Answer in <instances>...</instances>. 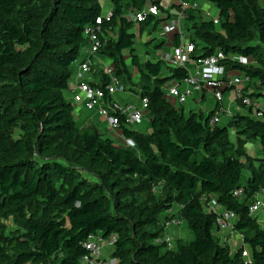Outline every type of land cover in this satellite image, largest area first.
Segmentation results:
<instances>
[{
    "label": "trees",
    "instance_id": "obj_1",
    "mask_svg": "<svg viewBox=\"0 0 264 264\" xmlns=\"http://www.w3.org/2000/svg\"><path fill=\"white\" fill-rule=\"evenodd\" d=\"M206 1L217 8L220 23L194 22L197 15L189 12L194 55L220 48L247 56L250 65L222 62L257 80L259 90L251 95L264 99V6L260 0ZM112 3L106 19L100 0H0V264H83L91 234L117 236L114 264H264V225L249 210L251 198L264 191V117H256L254 107L228 125H211L212 114L187 115L167 99L165 86L189 71L170 68L166 77L162 61H147L140 69L141 96L148 99L151 130L120 117L135 147L78 125L66 93L84 56L86 26L101 28L99 54L110 58L124 87L133 82L123 52L140 66L134 23L125 12L141 10L145 0ZM157 19L149 16L141 30L157 26ZM108 81L105 74L98 85ZM256 140L258 157L248 151ZM240 188L243 194L235 195ZM212 196L238 214L234 227L250 247L249 260L245 248L233 254L220 243L217 213L202 203ZM176 206L193 239L180 238L172 249L163 221ZM10 219L23 233L6 232Z\"/></svg>",
    "mask_w": 264,
    "mask_h": 264
},
{
    "label": "built area",
    "instance_id": "obj_2",
    "mask_svg": "<svg viewBox=\"0 0 264 264\" xmlns=\"http://www.w3.org/2000/svg\"><path fill=\"white\" fill-rule=\"evenodd\" d=\"M176 0H150L148 5L139 11L133 9L125 12V16L135 21L136 23L144 22L149 16L155 15L166 19L165 28L163 34L166 35L169 32H175L179 36V44L173 48L170 55H166L164 58L169 61L174 67H185L187 64L193 61L196 64V68L190 72L184 79V83L188 85L187 90H183L180 86V82L173 81L169 83L165 89L166 96L170 100L177 101L176 104L180 107L183 105L188 96L193 91L202 90L203 87H209L215 92L216 98L221 102L223 100L224 92L227 88L234 90L237 100L242 102L247 108L254 107L257 111L255 116L258 118L264 117V107L260 106L257 99L251 94L258 90L254 87V79L239 70L236 75L227 76L230 72L228 64L222 61L229 58L242 65H250L249 58L242 54H230L226 55L222 49H217L214 53L208 56L198 55L193 58L192 55L196 51V42L188 37L185 24L189 18L190 10H198L201 7L198 0H178V7H174ZM174 11V16L170 17L171 11ZM205 14L210 15V12L204 10ZM112 15L105 16L106 19ZM165 17V18H164ZM215 24L220 23L219 14L213 16L212 19ZM98 23H102V17L97 19ZM100 27H92L90 25L85 28V36L87 41V54L88 57L79 63L76 71V78L78 79V93L74 94L73 102H82L88 109H98V113L105 116L110 123L111 128L115 132L120 127V117H124L127 124L133 125L143 121L145 110L148 109V99L142 98L141 105L134 104H115L112 108L102 106L101 102L105 100L108 94H113L117 91L124 90V86L121 84L119 78L115 74L113 67H107L105 74L108 76V84L105 87L101 85H94L87 78V74L91 73L94 65V58L99 54V49L102 46V39L100 37ZM256 88V89H254ZM230 116L232 119L236 115L235 111L231 109H224L222 106L218 107L215 112L212 113L210 118L211 125H217L223 121L224 116ZM126 145L135 147V142L132 139H126ZM235 195L240 196L243 194V189H237L234 192ZM208 197H204L203 205L208 213H217L216 224L214 232L221 238L227 231H234L235 224L239 220L238 214L229 210L228 208L221 206L216 197L212 196V201L206 203L204 200ZM208 205V206H207ZM250 213L256 217L260 224L264 225V191L256 193L249 203ZM172 218L170 221L164 220L165 227L179 226L183 223L181 217V206L169 213ZM164 235V234H163ZM168 243L169 239L164 238ZM117 241V236L112 235L110 238L105 239L100 235L91 234L85 242L86 248L89 250V255H86L82 259L83 264H114L113 258L106 259L104 256V250L106 245H112L114 247ZM242 255L246 260L250 259V251L244 249ZM112 257V256H111Z\"/></svg>",
    "mask_w": 264,
    "mask_h": 264
},
{
    "label": "crops",
    "instance_id": "obj_3",
    "mask_svg": "<svg viewBox=\"0 0 264 264\" xmlns=\"http://www.w3.org/2000/svg\"><path fill=\"white\" fill-rule=\"evenodd\" d=\"M150 0H145V4L141 10H143L149 3ZM103 8V16H108L113 11V3L112 0H100ZM129 2V1H128ZM201 7L198 10H193V12L196 13L197 18L193 20L194 22H200L201 19L203 20H211L213 16L218 15L217 8L210 2L206 0H198ZM261 4L264 6V0H260ZM132 8H129L128 10H131ZM204 10H207V12H210V15L205 14ZM189 12H192L190 10ZM170 17L174 16V11H171ZM165 18V17H164ZM128 19V18H127ZM130 20V19H129ZM134 23V27L132 31L136 34V54L139 57L140 66H135L132 64L131 60V54L128 50L123 52V57L127 63V66L129 70L132 72V79H130L129 87H124V90L117 91L113 94H108L104 101L101 102L102 106H107L109 108H112L115 104H134V105H141L142 96H141V85L143 84V80H141V73L140 69H146V63L147 61H162L163 62V76H169L170 75V68H174V66L167 61L164 57L166 55H170L173 51V48L179 44V36L175 32H169L166 35L163 34L164 28H165V21L166 19H163L161 17H158L157 26H154V24L148 26L146 29L141 30V23H136L133 20H130ZM191 22H187L185 24L186 29L189 28ZM155 28V29H154ZM110 33V32H109ZM108 33V34H109ZM188 37L190 39H193V36L190 31L187 30ZM111 35V34H109ZM118 33L111 35L112 37L117 38ZM84 56L78 61L81 63L84 61L87 57V43L84 46ZM193 58H196L197 55H192ZM77 65V69H78ZM107 67H114V64L105 55L98 54L96 58H94V65L93 70L91 73L87 74V78L90 82H92L94 85L102 84V79L104 77V73ZM196 68V64L191 61L187 64V70L192 72ZM76 69V71H77ZM240 70V68H231L230 72L227 76L236 75L237 72ZM76 71L73 73V76L70 80V89L67 91L66 96L67 98L72 101L74 105V116L75 119L80 126H95L99 129L100 132H102L105 135L113 137L115 142L118 145H126V139L123 135L122 130L120 127L114 132L113 129L110 126L109 121L105 116H102L98 113L99 106L97 109H88L82 102H73V96L74 94L78 93V79L76 78ZM102 71V73H101ZM177 81L180 82V86L183 90H187L189 87L187 84H185L183 80H178L176 78L171 79L166 86L173 82ZM254 87L259 88V82L256 80L253 84ZM165 86V89L167 87ZM254 88V89H256ZM259 90V89H258ZM258 90H255L258 92ZM166 91V90H165ZM167 97V96H166ZM259 103L260 106L264 107V99L255 97ZM167 99L172 102L175 106H178L176 104L177 101L170 100V98L167 97ZM222 106L224 109H231L232 111H235L236 113L242 112V113H248L249 108H244L240 106V101L237 100L234 90L232 88H227L224 92L223 100L220 102L216 96L214 90H212L209 87H203L202 90L199 91H193L191 95L188 96L187 101L180 105L179 108H183L185 113L189 115L192 112L199 113L202 112L203 114H212L215 112V110L218 109V107ZM151 117L148 113V109L145 110L144 119L142 122L138 124H133L134 128H142L143 130L149 131L151 130ZM223 120L226 122L225 125H228L232 118L230 116H224ZM230 135L232 139H235V132L233 129H230ZM127 146V145H126ZM248 151L250 155L258 157L261 151V146L259 142L256 140L252 143L248 144ZM248 172V176H249ZM246 176V178L248 177ZM180 227V226H179ZM178 226H174L172 228H169L170 233L175 234V231ZM224 235L219 238L220 243L223 245H228L230 249L232 250L233 254L237 253L238 250L241 248H245L250 251V247L248 245H244V239L242 235L234 230L227 231L226 233H223ZM193 239V237L191 238Z\"/></svg>",
    "mask_w": 264,
    "mask_h": 264
},
{
    "label": "rangeland",
    "instance_id": "obj_4",
    "mask_svg": "<svg viewBox=\"0 0 264 264\" xmlns=\"http://www.w3.org/2000/svg\"><path fill=\"white\" fill-rule=\"evenodd\" d=\"M225 123L226 122L223 120L220 123V125H225ZM17 133L19 135L22 134V132L20 130H18ZM256 165L258 166V163H256ZM246 176H248V172L247 171H245V173H244V180L247 179ZM212 200H213L212 197H208L204 201L209 204V202H211ZM185 224L186 223L183 222L181 225H179L180 227L178 226L179 228H177V230L175 231V234H172L169 231V228H172L173 226H170V227L165 229V232H164L163 236H164V238L170 240V243H168L169 244L168 248H172V249L175 248L176 247V241L178 239H180V238L191 240V238L193 237V233L189 230V228ZM23 231H24V228L22 227V224L19 221L14 220V219H10V220L7 221V227H6V232L7 233H12V232H14V233H17V232L23 233ZM111 246L112 245H109V244L106 245L105 250H104V256L108 260H109V258H112L111 257L112 256L111 252H113V249H114V247H111Z\"/></svg>",
    "mask_w": 264,
    "mask_h": 264
}]
</instances>
